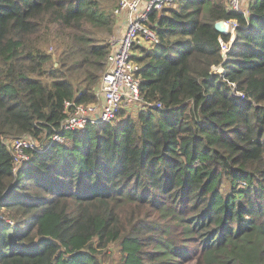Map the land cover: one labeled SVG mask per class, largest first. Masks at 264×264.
Instances as JSON below:
<instances>
[{"label":"trees","instance_id":"16d2710c","mask_svg":"<svg viewBox=\"0 0 264 264\" xmlns=\"http://www.w3.org/2000/svg\"><path fill=\"white\" fill-rule=\"evenodd\" d=\"M177 5L137 47L152 105L82 133L63 105L97 101L119 0H0V264H264V0Z\"/></svg>","mask_w":264,"mask_h":264},{"label":"built area","instance_id":"2783aa9c","mask_svg":"<svg viewBox=\"0 0 264 264\" xmlns=\"http://www.w3.org/2000/svg\"><path fill=\"white\" fill-rule=\"evenodd\" d=\"M178 0H119L116 9L118 22L122 23L123 32L114 35L109 40L110 52L107 57V67L97 85V101L83 104L67 101L63 105L65 119L61 131H80L84 133L91 124L99 125L114 122L121 110L138 113L152 104L146 103L141 93L140 64L136 61L137 47L143 49L159 43V37L154 29L151 16L172 8ZM255 0H228V9L248 16L249 9ZM226 35L230 40H220L221 51L230 52V42H233L240 24L237 21H223ZM236 32V33H235ZM155 107L162 108L160 103ZM52 140L63 142L60 132L52 135ZM14 159V169L27 164L30 159L29 150L38 147L31 137L4 138Z\"/></svg>","mask_w":264,"mask_h":264},{"label":"rangeland","instance_id":"374dc122","mask_svg":"<svg viewBox=\"0 0 264 264\" xmlns=\"http://www.w3.org/2000/svg\"><path fill=\"white\" fill-rule=\"evenodd\" d=\"M177 3L172 7V8H170V9H175V8H177ZM167 10H169V9H167ZM161 13H163V11L162 12H158L157 14H161ZM236 33V32H235ZM236 37H237V33H236ZM236 37H235V39H236ZM234 39V40H235ZM234 42V41H233ZM233 42H230V46H232V44H233ZM230 50H231V48H230ZM46 51H47V53L48 52H52L53 51V49L52 48H46ZM229 53V52H228ZM228 53H226V54H224V57L228 54ZM215 71H217V72H221L222 70H221V67H215V69H214ZM127 113H129L130 115H135V113H133V112H127ZM21 168V167H20ZM19 168V169H20ZM1 217V216H0ZM113 253V258L114 259H119V254H118V251L116 250V249H114V251L112 252ZM110 256V255H109ZM111 257V256H110ZM112 258H110V260H111ZM109 264H116V262H110L109 261Z\"/></svg>","mask_w":264,"mask_h":264},{"label":"water","instance_id":"95a60500","mask_svg":"<svg viewBox=\"0 0 264 264\" xmlns=\"http://www.w3.org/2000/svg\"><path fill=\"white\" fill-rule=\"evenodd\" d=\"M215 28H216V30H217L219 33H221V34H224L225 31H226L225 26H224V23H223L222 21L217 22V23L215 24ZM4 197H5V196H3V197L0 199V201L3 200Z\"/></svg>","mask_w":264,"mask_h":264},{"label":"crops","instance_id":"0c3cea01","mask_svg":"<svg viewBox=\"0 0 264 264\" xmlns=\"http://www.w3.org/2000/svg\"><path fill=\"white\" fill-rule=\"evenodd\" d=\"M122 23L123 22H117V34L118 35H120L123 32Z\"/></svg>","mask_w":264,"mask_h":264},{"label":"bare ground","instance_id":"6f19581e","mask_svg":"<svg viewBox=\"0 0 264 264\" xmlns=\"http://www.w3.org/2000/svg\"><path fill=\"white\" fill-rule=\"evenodd\" d=\"M56 130V129H55ZM74 132V131H73ZM65 139V138H64ZM49 141V140H48Z\"/></svg>","mask_w":264,"mask_h":264}]
</instances>
